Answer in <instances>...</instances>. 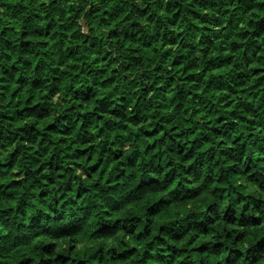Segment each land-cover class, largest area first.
<instances>
[{
    "label": "trees",
    "instance_id": "obj_1",
    "mask_svg": "<svg viewBox=\"0 0 264 264\" xmlns=\"http://www.w3.org/2000/svg\"><path fill=\"white\" fill-rule=\"evenodd\" d=\"M0 264H264V0H0Z\"/></svg>",
    "mask_w": 264,
    "mask_h": 264
}]
</instances>
